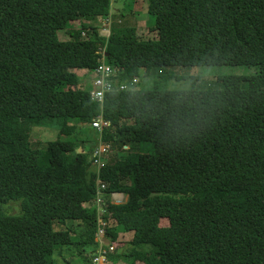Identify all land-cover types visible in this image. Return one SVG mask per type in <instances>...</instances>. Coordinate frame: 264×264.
Masks as SVG:
<instances>
[{
	"label": "trees",
	"instance_id": "1",
	"mask_svg": "<svg viewBox=\"0 0 264 264\" xmlns=\"http://www.w3.org/2000/svg\"><path fill=\"white\" fill-rule=\"evenodd\" d=\"M147 13L155 39L112 15L111 0H0V264H67L65 250L95 251L98 176L128 197L107 196L115 225L105 229L113 242L133 232L129 264H264V0H147ZM78 19L89 22L70 28ZM206 59L259 71L215 77L188 111L166 90L168 69ZM101 64L126 88L106 94L111 151L97 175L98 142L70 137L101 114L79 73ZM34 125L57 139L35 146Z\"/></svg>",
	"mask_w": 264,
	"mask_h": 264
},
{
	"label": "rangeland",
	"instance_id": "2",
	"mask_svg": "<svg viewBox=\"0 0 264 264\" xmlns=\"http://www.w3.org/2000/svg\"><path fill=\"white\" fill-rule=\"evenodd\" d=\"M112 13H113L112 15H114L115 13L125 14L126 15L125 18H121V16L119 15L118 16L119 19L123 22H125L126 20H130L129 24L135 25L137 27V33L141 39H155L157 37L156 29H154L153 26H150L149 23H147V20H149L150 18V15H148L147 13V0H115ZM128 16L129 17L131 16L130 19H128ZM112 21H114L113 18H112ZM84 22L88 23L89 21L86 19H82V20L78 19L75 22H71L69 25L71 26L70 28H76V27H80V24ZM70 28L67 27L66 29L59 30L57 33L58 39L61 41L68 40L69 35L67 31ZM212 67L216 69V72L214 73L213 81L215 80V77L220 76V75L250 76V75L257 74L259 71L258 66H245V65H240V66L222 65L220 66L218 65V66H212ZM186 70L193 72V73L196 72V69H192L190 67L186 69L185 66L177 67L175 69H171V68L168 69V73L170 74L171 78H169L165 82V85L168 86L174 79H179L181 77V74L184 73ZM80 72L81 71H79V73ZM80 75H81V83L83 82V77H85L84 79L85 86H88L87 89H92V80L94 79L93 72L86 71L84 72V76L82 74ZM148 80L149 78L137 79L136 81V84L138 85L137 87L138 88L141 87L140 85H142L145 81H148ZM144 86L148 87L147 84H144ZM92 129H90L89 126L78 128L76 134L70 137V139L75 140L77 144L79 145L81 142H83L84 144L86 143V146L93 148L95 145H93L92 143H97L98 140L101 139V134L98 131L95 132L96 130L94 131V129L93 130ZM57 137H58V131L53 129L52 127H48V126L40 127L36 125L31 126L30 139H31V142L35 146L40 145V143L42 142H46L49 140H55L57 139ZM62 138L65 140V139H68L69 137L62 136ZM99 143L97 144V146L99 145ZM86 146H83V147H85V150L89 152V148ZM151 149H152L151 145L144 146V151H147V150L150 151ZM113 154L114 153L111 152L109 154V157L112 156ZM67 171L75 172V173L77 172V170H74V169L67 170ZM65 186H68V185L65 184ZM5 209L6 211L10 213H18L20 209L19 202H10L8 203V205L5 206ZM105 224L107 228L109 226L112 228V226L115 225V223L112 220H109V218L106 220ZM161 224L168 225V220L161 221ZM78 227H79V224L77 223V229ZM81 229L82 227H79V230ZM132 236H133V232H129V233L120 232V234L118 235L117 241L113 242L112 236L108 234V240L111 244H113L116 247L115 251H117V253L114 254L116 256L114 257L113 260L108 259V262L103 263V264H129L131 259L128 256H125L123 254L127 255L129 253L131 249ZM93 249L95 250V247ZM95 255H96V250L92 251V249H88V252H84L82 250L78 251L75 249H71L69 251H66V250L63 251V256L66 259L65 261L67 264H92V260L94 259ZM117 255L118 257L119 256L120 257L116 259ZM56 264H63V260L59 258L56 261Z\"/></svg>",
	"mask_w": 264,
	"mask_h": 264
},
{
	"label": "built area",
	"instance_id": "3",
	"mask_svg": "<svg viewBox=\"0 0 264 264\" xmlns=\"http://www.w3.org/2000/svg\"><path fill=\"white\" fill-rule=\"evenodd\" d=\"M115 0H111L112 3V10L114 6ZM113 14V13H112ZM112 16L107 19L105 22V27L100 31V35L102 36H109L110 34V25L112 23ZM117 69H110L107 66L101 64L95 71H94V79L92 81V89L90 90V98L93 102H96L100 105L101 109L103 108L104 100L106 97V94L113 90V81L110 79L109 81L106 79L107 73H113L117 75L119 72ZM121 89H124V86L120 87ZM92 128L96 131H98L100 134L103 133V131L110 126L109 121L105 120L103 115L100 114L98 118L92 123ZM109 149V145L105 144L104 142L100 141L99 145L95 148L93 152V162L95 169L97 171V175H99L100 170L104 167V155ZM96 196L95 200L92 202L93 206L97 209L98 214V225H97V232L95 235L96 242H97V252L94 257V264H103L107 263V254L109 247L110 250L113 249L112 246H109V244L106 241V220H104V215L106 214V189L107 186L103 182V180L98 176L96 179ZM112 202H120L121 198L119 197V194H111L110 196ZM103 211V212H102Z\"/></svg>",
	"mask_w": 264,
	"mask_h": 264
},
{
	"label": "clouds",
	"instance_id": "4",
	"mask_svg": "<svg viewBox=\"0 0 264 264\" xmlns=\"http://www.w3.org/2000/svg\"><path fill=\"white\" fill-rule=\"evenodd\" d=\"M106 22V21H105ZM105 23L103 24V26L100 28V30L103 29V27H105ZM212 61L210 59H206V60H203L202 63H194V64H191L190 66H185V68H192V69H196V72L193 73V72H190V71H185L184 73L181 74V77L179 79H174L168 86H167V91L170 92V93H173V95L175 96V102L177 101H183V104L184 106L186 107V109L188 111H191L193 109V107L195 106V101L193 99H189V97H194L197 93V91H200V92H203V91H206L208 90V88L212 85V81H213V78H214V73L216 72V69H214L212 66ZM86 72V71H85ZM80 74H84L83 73H80ZM85 79V77H83V80ZM93 81V80H92ZM115 85V87H118V89H121L120 87L121 86H118V82H115L114 81V84L113 86ZM199 86V87H197ZM126 88V87H125ZM124 88V89H125ZM91 90V89H90ZM104 105V104H103ZM101 114L103 115L102 113V109H101ZM159 115L162 117V118H165L166 116H170L171 113L169 112L168 108H165L163 110L160 111ZM104 117V116H103ZM105 119V118H104ZM106 120V119H105ZM108 121V120H107ZM169 127H170V123H169V120L168 119H165V122L161 128V133L162 134H165L168 132L169 130ZM109 129V127H107L105 130ZM104 130V131H105ZM103 131V132H104ZM103 134V133H102ZM102 134H101V139L98 140V143L100 141L103 142L102 140ZM97 143V144H98ZM107 145H109V149L108 151L106 152V154L104 155V167H105V163H106V159H105V156L111 151V144L110 143H105ZM97 146V145H96ZM95 146V148H96ZM95 148L93 149L92 151V156H93V152L95 150ZM91 162L94 166V162H93V158L91 159ZM95 167V166H94ZM107 193V191H106ZM111 194H119V197L121 198V201L120 202H112L110 196ZM96 196V195H95ZM107 196H108V199L110 202H112L113 204H116V205H119V204H122L124 202L127 201L128 197L123 194V193H118V192H112V193H107ZM107 196H106V201H107ZM95 199H93L94 201ZM92 201V202H93ZM92 202L90 203V205L92 207L93 204ZM106 206V205H105ZM95 208V207H94ZM106 208V207H105ZM107 214L104 215V220H105V216ZM97 222H98V215H97ZM97 232V231H96ZM96 235V233H95ZM133 237V236H132ZM96 239V238H95ZM132 240V239H131ZM106 241L107 243L109 242L108 240V235H106ZM110 243V242H109ZM108 243V244H109ZM98 245V244H97ZM109 246H112L113 249L110 250L109 247H107L108 249V254H107V260H108V255L111 253L113 254L115 252V249L116 247L113 245V244H109ZM98 247V246H97ZM95 250L97 252V248L95 247ZM94 260V259H93ZM92 260V264H94ZM108 262V261H107Z\"/></svg>",
	"mask_w": 264,
	"mask_h": 264
},
{
	"label": "crops",
	"instance_id": "5",
	"mask_svg": "<svg viewBox=\"0 0 264 264\" xmlns=\"http://www.w3.org/2000/svg\"><path fill=\"white\" fill-rule=\"evenodd\" d=\"M83 72H85V71L81 70V72H80V73H83ZM83 76H84V74H83ZM83 81H84V80H83Z\"/></svg>",
	"mask_w": 264,
	"mask_h": 264
}]
</instances>
